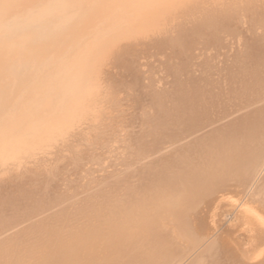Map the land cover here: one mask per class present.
Returning <instances> with one entry per match:
<instances>
[{"label":"bare ground","instance_id":"6f19581e","mask_svg":"<svg viewBox=\"0 0 264 264\" xmlns=\"http://www.w3.org/2000/svg\"><path fill=\"white\" fill-rule=\"evenodd\" d=\"M0 264H264V0H0Z\"/></svg>","mask_w":264,"mask_h":264},{"label":"rangeland","instance_id":"374dc122","mask_svg":"<svg viewBox=\"0 0 264 264\" xmlns=\"http://www.w3.org/2000/svg\"><path fill=\"white\" fill-rule=\"evenodd\" d=\"M228 218H230V216H228ZM227 217H225V220H224V224L228 223L226 219H228Z\"/></svg>","mask_w":264,"mask_h":264}]
</instances>
